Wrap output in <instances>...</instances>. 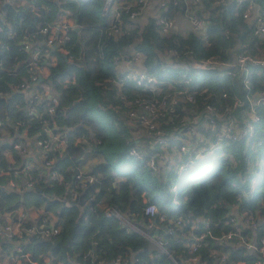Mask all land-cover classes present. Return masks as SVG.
<instances>
[{
    "label": "trees",
    "instance_id": "obj_1",
    "mask_svg": "<svg viewBox=\"0 0 264 264\" xmlns=\"http://www.w3.org/2000/svg\"><path fill=\"white\" fill-rule=\"evenodd\" d=\"M102 1L32 0L33 5L39 6L35 13L27 4L0 0V121L11 126L20 121V130L24 129L28 136L36 135L37 139H41L46 137L41 130L42 120L46 119L50 130L61 131L66 139V146L51 154L60 179L48 182L38 179L22 198L24 205H28L27 199H33L45 211L50 206H56L59 232L48 237L34 233L23 236V241L15 240L21 252H28L40 264L44 263L42 253L48 255L52 264H86L83 253L92 246V241H95L94 248L98 249V254L107 261L117 256L127 260L135 256L133 259L138 264H174L163 252L156 253V249L137 233L118 228L112 218L103 215L99 205L115 208L126 215L136 214L134 219L143 223L140 220L141 207L144 202H153L159 210H166L168 216L180 215L187 223L191 217L209 218L210 229L214 233L230 228L229 218L223 216L228 212V207H235L243 221L254 220L258 223L259 217L264 215V141L257 144V140L263 139V126L262 123L257 124L247 145L243 143L242 136L235 141L224 140L225 158L218 152L201 157L191 170L203 169L202 172L195 177H185L182 182H177L176 190L171 191L169 178L176 180L183 173L169 172L163 176L142 161L129 162L123 158L127 145L119 139L122 125L127 128L126 138L132 139L133 143L134 139L131 135L133 129L121 120L130 105L129 99L136 95L138 89L131 84L120 87L114 84L113 79L124 71L122 61L114 60V57L137 50L141 53L140 69L158 79L192 75L193 103L177 106L175 124L164 118L160 120L167 134H175L179 132L177 128L187 123L189 116L200 111L204 104L212 105L219 111L224 104L232 106V93L239 94L241 106L223 113V116L228 119L230 115L243 124L246 90L242 87L238 72L225 74L222 68L216 67L194 74L188 69L186 60L214 54L220 62L228 63L238 53L260 56V52L264 53V35L255 33L241 18L240 8L213 5L210 0H201V7L197 11L205 13L207 44L201 31L192 29L188 24L184 30L171 29L167 34H161L156 24L157 14L142 23L136 22L127 33L117 37L107 36L101 32L106 19ZM259 2L264 6L263 0ZM59 8L69 10L74 21L83 26L68 31L69 40L63 45L64 52L53 50L55 62H48V73L40 82L48 84L49 93L58 98L53 112L48 114L43 103L27 105L22 90L17 88V83L26 74L24 64L19 62L27 55L18 41L23 38L31 41L42 39L39 27L51 22ZM180 11L178 4H169L166 9L157 8V13L173 18L180 17ZM8 33L12 35L8 36ZM166 49H175L178 56L164 57ZM247 69L253 89H264V68L248 63ZM74 74L79 78L78 96L72 98L62 94L65 102L60 103L58 82L68 75L73 76L74 80ZM222 92L226 96H222ZM121 95H124L123 99ZM75 138L83 141H76ZM177 140L172 139L170 143ZM119 145L123 147V152L118 150ZM85 152L103 154L104 160L90 168V172H98L99 177L79 185L75 188V197L71 198L70 189L76 184L73 175ZM13 158L11 164L19 165L20 155L13 152ZM0 163L3 167L9 165L2 154ZM259 164L263 167L260 181L248 196L249 180L245 178V173L250 168L256 171L260 168ZM125 166L128 169H124ZM2 177L0 182L5 176ZM13 193L0 189V212L17 207L19 197ZM143 194L146 197L144 201ZM173 205L174 208L167 209ZM260 233L261 230L256 229L255 238ZM242 234L251 237L247 228L242 229ZM163 239L166 249L176 260L177 254H186L187 249L176 241L175 236L167 235ZM8 244L6 240L5 243L0 241L3 253L8 250ZM212 249L224 253L226 259L220 264H236L237 261L254 264L256 259L254 252L239 246L208 244L197 252L205 264H213L210 256ZM177 262L181 264L179 260Z\"/></svg>",
    "mask_w": 264,
    "mask_h": 264
},
{
    "label": "built area",
    "instance_id": "obj_2",
    "mask_svg": "<svg viewBox=\"0 0 264 264\" xmlns=\"http://www.w3.org/2000/svg\"><path fill=\"white\" fill-rule=\"evenodd\" d=\"M18 4H27L35 13L39 6L32 4V0H15ZM264 1V0H263ZM201 0H103L102 11L105 14V26L101 32L107 36H120L127 33L139 19L145 18L144 13L148 8H152L151 15H156V24L161 34H167L173 27V17L165 16L157 13V8L166 9L167 5L178 4L181 7L180 18L194 30H199L202 33L205 44L206 34L204 33L205 13L197 11ZM213 5L221 4L223 7L233 6L234 9L240 8V16L249 24L255 33L264 35V6L259 0H210ZM16 4V5H18ZM66 10L59 8L57 16L49 23L39 27V32L43 34V38L37 41H31L23 38L18 41L20 47L26 51V57L19 63L25 66L26 74L21 77L17 83V88L27 92V105L32 103H43L45 112L50 114L53 112L58 98L54 94L49 93V85L46 84L43 90L38 87L40 81L38 77L42 75L43 68L48 62L54 63L55 60L45 61L47 56L51 55L53 50L64 52V43L69 40V24L65 17ZM67 13V12H66ZM8 33V36H11ZM40 42V43H39ZM45 54V55H44ZM178 56L175 49H166L164 56ZM53 56H55L53 54ZM141 53L137 50H131L119 56H115L114 60L120 59L122 64L140 59ZM19 63H17L19 65ZM251 63L264 68V55L253 56L247 52L238 53L233 56L228 63L220 62L217 56L210 54L199 59L190 58L186 60V65L189 70L197 74L199 70H212L220 67L225 74H233L238 72L240 82L245 91L246 107L242 109L244 117L241 123L237 122L229 115L228 119L223 116L230 112L233 108L241 106L242 99L239 94L232 93V106L223 105L219 111L212 105L204 104L200 111H195L189 116L188 122L182 127H178V133H168L164 131L160 125L162 118L166 121L175 124L176 108L184 104L193 103V81L192 75H180L167 80L158 79L154 75L144 71L135 69H125L121 75L113 79L114 84L120 87L123 84H131L137 87L136 95L129 99V107L125 111L126 121L129 126L150 140V146L147 149L139 145L132 139L124 140L126 147V155L135 160L142 161L147 167L154 172H160L165 176L167 173H186L191 170L195 162L201 157L220 153L221 157H226L224 146L226 141H235L238 136H242L244 144L247 145L248 140L254 133V129L258 123L263 126V139L257 140V144L264 141V89L257 91L253 89L249 80L247 64ZM174 66H178L175 64ZM226 96L225 92L221 93ZM122 99L124 95H121ZM41 130L44 131L46 137L37 139L36 152L32 158H25L23 154L26 150V145L15 140L7 144L0 142V154L6 157L7 153L13 152L20 155L19 165L9 164L3 167L0 163V176L5 175V186L7 189H30L34 183L40 179L43 182L49 180L60 179V175L54 169V159L52 152L61 151L66 146V139L61 131H51L49 123L46 119L42 120ZM2 122L0 121V125ZM15 124L21 125L18 121ZM177 127V125L175 126ZM178 139L177 144L172 146L170 141ZM242 139V140H243ZM76 141L83 139L75 138ZM86 142V141H85ZM2 147V148H1ZM146 148V149H145ZM6 159V158H5ZM262 167V166H261ZM253 171L250 168L245 173V178L249 180L248 196L253 192V188L260 179L262 168ZM76 180L74 188L70 189L71 198L76 195V189L83 183H89L99 177L98 172H90V169H77L73 175ZM177 182L169 178V189L175 191ZM97 204V203H96ZM174 208L175 205L169 208ZM103 215L112 218L118 228L127 232H134L146 239L149 244L156 249L157 252H163L171 258L174 264H205L198 255V249L206 245H221L230 244L242 247L244 250L254 251L262 259L256 257L254 264H263L264 260V215L259 217L260 221L256 223L254 220L243 221L241 215L237 213L230 215L224 213V217L229 218L230 228L225 231L214 233L210 229L211 220L206 217L196 216L191 217L187 223L184 217L180 215L168 216L166 210H159L153 202H144L141 207L140 220L143 223L134 219L136 214L126 215L122 211L106 205H101ZM1 216L7 215L8 218L0 225V239L12 243V248L6 251L7 262L10 264H40L30 257L28 252H21L18 242L23 241V236L38 234L41 237H48L59 232V227L56 225L58 219L49 214H43L38 220L30 222L24 217L23 211L17 212L13 218H10L11 211L0 212ZM22 222H27L29 225H24ZM262 224V225H260ZM247 228L250 231L251 237L242 234V229ZM254 232H253V230ZM260 229V235L255 238V230ZM252 232V233H251ZM173 235L176 241H180L184 248L187 249L186 254H177L176 258L172 257L166 249L164 236ZM92 246L84 251L83 258L86 264H138L133 257L130 259L114 257L107 261L98 254V249L94 248L95 241H92ZM155 245V246H154ZM211 261L213 264H220L226 259L224 253L218 250H210ZM42 264H52L49 261L48 255L42 253ZM0 264H7L0 260Z\"/></svg>",
    "mask_w": 264,
    "mask_h": 264
},
{
    "label": "crops",
    "instance_id": "obj_3",
    "mask_svg": "<svg viewBox=\"0 0 264 264\" xmlns=\"http://www.w3.org/2000/svg\"><path fill=\"white\" fill-rule=\"evenodd\" d=\"M65 10L67 12V13L65 12V15H66L65 19H66L67 23L70 26L69 31L71 29H79V28H81L83 26V24L76 23L74 21V19H73L72 14L69 12V10H67V9H65ZM152 11H154L152 8H148L147 7L146 12L144 13L145 18L139 19L138 22L142 23L146 18L151 17L152 16L151 15ZM57 14H58V12H57ZM59 16L60 15L58 14L57 17H59ZM187 26L188 25H187L186 21H184L183 18H180L179 16H177L176 18H174L172 29H174V30H184ZM48 60H50V61L51 60L52 61L55 60V56H53V54L47 56V58H45V61H48ZM140 65H141L140 59H137V60H133V61L127 63L126 65H124V64L121 65V68H122V70H125V69L141 70L140 69L141 68ZM47 73H48V64H46L45 67L43 68L41 78L45 77ZM72 77L73 76H71V75L65 76L62 79H60L59 82H58L57 88H58V91H59V102L60 103H64L65 102L64 95H62V94H67L68 96H70L72 98H77V96H78V91L80 89L79 78L77 77V75L74 74V80H77V82H75ZM66 83H71V84H66ZM45 85H46L45 83L44 84H40L39 83L38 87H40V89L43 90V87ZM22 92H23V95H24L25 100L27 102V98L29 97V95L24 90H22ZM37 103H39V102H37ZM98 113H100V112L98 111ZM249 117H250V114L247 113L246 114V118H249ZM123 120H124L125 124L128 126L129 124L126 121V119H123ZM16 133H18V134H16ZM131 135H132V138L134 139V141L136 143H138L139 145H141L140 144V142H141L144 147H149L150 146V140L147 139L145 136H143L140 133V131H138V130L136 131L133 128V130H131ZM15 140H20L26 145V150H25V152L23 154V157L32 158L33 157L32 155L36 152L35 137L34 136H31V137L28 136L26 131L24 129L20 130V128H19V126L17 124H13L11 126L10 124H6V123L2 122V124L0 125V142L2 144H7V143L15 141ZM249 142H250V139L248 140L247 143H249ZM243 143H244V139H243ZM175 144H177V142H175V141L172 142V146H175ZM6 155H7L5 157L6 158V162L8 164L13 163L14 158L12 157V154L11 153H7ZM103 160H104V156L101 153L85 152L80 157V159H79V161L77 163V169H81V170L90 169L91 167H93V165H95L96 163L102 162ZM261 166H262V164H259V167H261ZM2 176L4 177L5 175H2ZM259 181H260V179L257 180V183ZM0 189H1V191H5V192H11L12 191V192H14L13 194H16L19 197L18 200H17L18 204L16 203L17 207H15L13 209H10V210H5V211H11V215L9 216L10 218H13L16 215L17 212L23 211L24 217L29 222L31 220H37L36 218H38V220H39L43 214H47V215L49 214L50 218L54 219V218H52V217H55V210L54 209L52 211V209L50 208V209L45 211V210H43V206L35 204L33 199H30V200L27 199L28 200V205L27 206L23 204L22 200L25 198L23 195H25V192L27 190H29V189L21 188V189H18V190H12V189L9 190L5 186V177L0 182ZM116 189H117V186H116ZM142 200H144V194L142 195ZM228 208H229V210H228L227 214L235 215L237 213L235 207H231V208L228 207ZM1 212H4V211H1ZM7 218H8L7 215H5V216L4 215L3 216L0 215V225H2L4 223V220L7 219ZM253 232H254V230H253ZM2 241H3V243H5V238L1 239V242ZM8 246L10 248H12V243L10 242L8 244ZM0 260L5 262V263H7V264H10V263L7 262V254H6V252L3 253L1 250H0ZM16 264H23V263H16ZM236 264H243V262L242 261H237ZM260 264H261V262H260ZM263 264H264V262H263Z\"/></svg>",
    "mask_w": 264,
    "mask_h": 264
},
{
    "label": "rangeland",
    "instance_id": "obj_4",
    "mask_svg": "<svg viewBox=\"0 0 264 264\" xmlns=\"http://www.w3.org/2000/svg\"><path fill=\"white\" fill-rule=\"evenodd\" d=\"M261 53V55H264V53L262 54V52H260ZM66 84H71V83H66ZM126 118V116H124V119ZM116 120V119H115ZM114 119H113V121H115ZM121 121H123L124 122V120H121ZM121 134H120V136H119V139L122 141H124V139L126 138V134H127V128L126 127H124V125H122L121 126ZM123 147L121 146V145H119V147H118V150L120 151V152H123V149H122ZM126 158L129 162H134L135 161V159L134 158H132V157H129V156H127L126 154H124L123 155V158ZM112 159H114V156H112ZM124 169H128V167L127 166H125L124 167ZM202 170L203 169H193V170H191L190 172H187V173H183L182 175H180V176H178V178L176 179V182H178V183H180V182H182L183 180H184V178L185 177H188V176H191V177H195V176H197L198 174H200L201 172H202ZM148 194V193H147ZM1 197H2V195H0ZM146 199V197H144V200ZM105 200V199H104ZM143 200V201H144ZM102 205V204H101ZM101 205H99V206H101ZM50 208L52 209V211H53V209L55 210V212L58 210L57 208H56V206H54V208H52L51 206H50ZM0 241H1V239H0ZM155 246V245H154Z\"/></svg>",
    "mask_w": 264,
    "mask_h": 264
},
{
    "label": "water",
    "instance_id": "obj_5",
    "mask_svg": "<svg viewBox=\"0 0 264 264\" xmlns=\"http://www.w3.org/2000/svg\"><path fill=\"white\" fill-rule=\"evenodd\" d=\"M42 80V78H41V76H39L38 77V81H41ZM251 251V250H250ZM252 252H254V251H252ZM254 254H256L255 252H254ZM256 257L258 258V259H262L259 255H257L256 254ZM264 261V260H263Z\"/></svg>",
    "mask_w": 264,
    "mask_h": 264
},
{
    "label": "clouds",
    "instance_id": "obj_6",
    "mask_svg": "<svg viewBox=\"0 0 264 264\" xmlns=\"http://www.w3.org/2000/svg\"><path fill=\"white\" fill-rule=\"evenodd\" d=\"M170 206L167 207V209L169 208Z\"/></svg>",
    "mask_w": 264,
    "mask_h": 264
}]
</instances>
